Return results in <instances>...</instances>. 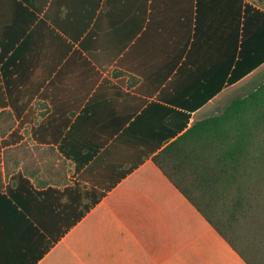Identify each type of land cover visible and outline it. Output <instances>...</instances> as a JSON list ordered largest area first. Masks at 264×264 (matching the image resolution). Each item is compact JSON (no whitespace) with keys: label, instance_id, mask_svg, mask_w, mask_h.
I'll use <instances>...</instances> for the list:
<instances>
[{"label":"crops","instance_id":"obj_1","mask_svg":"<svg viewBox=\"0 0 264 264\" xmlns=\"http://www.w3.org/2000/svg\"><path fill=\"white\" fill-rule=\"evenodd\" d=\"M0 54V264H246L151 157L264 70V7L0 0Z\"/></svg>","mask_w":264,"mask_h":264},{"label":"trees","instance_id":"obj_2","mask_svg":"<svg viewBox=\"0 0 264 264\" xmlns=\"http://www.w3.org/2000/svg\"><path fill=\"white\" fill-rule=\"evenodd\" d=\"M179 116L152 162L246 264H264V83L190 126Z\"/></svg>","mask_w":264,"mask_h":264},{"label":"rangeland","instance_id":"obj_3","mask_svg":"<svg viewBox=\"0 0 264 264\" xmlns=\"http://www.w3.org/2000/svg\"><path fill=\"white\" fill-rule=\"evenodd\" d=\"M250 1L258 4L261 7H264V0H250ZM262 83H264V70H262L259 74L255 75L249 81H247L244 85H242V87H239L235 91L228 94V96H226V98H224V102H226V104H227L232 98H234L236 96H244L247 93L253 91L254 88H256L257 86H259ZM226 104L224 103L222 105H219L218 107H215L214 109L212 108L211 110H209L207 112H202V113L197 115V118L203 119V118L208 117V116L218 115L221 113V111L223 110V107ZM216 109H219V112L217 114L214 113ZM254 243L255 242H253V244ZM257 247H259V245H257Z\"/></svg>","mask_w":264,"mask_h":264},{"label":"water","instance_id":"obj_4","mask_svg":"<svg viewBox=\"0 0 264 264\" xmlns=\"http://www.w3.org/2000/svg\"><path fill=\"white\" fill-rule=\"evenodd\" d=\"M218 112H219V109H216L214 113L217 114Z\"/></svg>","mask_w":264,"mask_h":264}]
</instances>
